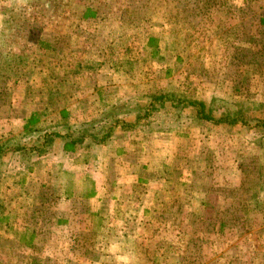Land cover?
Returning a JSON list of instances; mask_svg holds the SVG:
<instances>
[{"label": "rangeland", "instance_id": "rangeland-1", "mask_svg": "<svg viewBox=\"0 0 264 264\" xmlns=\"http://www.w3.org/2000/svg\"><path fill=\"white\" fill-rule=\"evenodd\" d=\"M10 1L0 3V264H27L18 258L21 250L15 242V222L17 227L19 223L14 205L19 183L17 188L9 179L15 173L26 174L17 164L18 153L10 148L20 142L16 135H20L28 110L56 111L67 106L72 115L78 110L77 119L84 121L81 123L92 119L83 125H94L99 112L106 108L123 113L135 101L144 103L149 92L171 90L212 101L219 107L217 113L213 111L214 117L242 102V106H251V116L264 121V0H21L22 6H11ZM87 8L96 10L98 17L83 19L81 14ZM43 33L53 39L43 35L47 39L32 46L31 40ZM55 44L61 51L53 49ZM30 60L35 73L42 77L28 75L24 66ZM63 75L74 78L73 88L59 95L53 82ZM30 77L31 85L25 80ZM79 78L96 82L93 95L78 89ZM79 98L83 99L80 105ZM79 109L88 115L83 116ZM170 112L167 104L162 114L151 116L150 134H168L185 125L181 122V127L176 113ZM207 125L202 126L205 129ZM42 126L39 119L29 125L34 130ZM117 131L122 141L130 130ZM28 136L20 144L29 143L34 135ZM235 136L225 142V169L229 176L237 169L242 178L238 179L239 187L222 184V179L214 177L213 185L222 188L220 203L219 193L213 190L200 206L179 198L170 213L164 207L161 211L165 213L163 221H173L170 226L151 223L147 218L132 219L128 225L131 245L126 241L110 245L104 240L105 264H264V147L257 148ZM236 154L238 165L233 158ZM53 176L54 171L45 175L49 177L48 190L45 187L38 192V186L32 185L30 193L37 191L38 196L49 199L56 187L54 182L50 184ZM128 192L141 195L142 190L133 186ZM31 205L26 223L32 228L36 222L43 230L49 206H34V210ZM204 209L211 213L203 214ZM49 216V229L45 235L37 232L34 239L43 240L51 232V212ZM175 236H180L178 244L171 243ZM89 237L84 233L78 244H73L69 251L74 252L72 258L62 259L67 252L52 253L62 259L60 264H84L82 258L92 252ZM2 253L9 254L3 257Z\"/></svg>", "mask_w": 264, "mask_h": 264}, {"label": "crops", "instance_id": "crops-1", "mask_svg": "<svg viewBox=\"0 0 264 264\" xmlns=\"http://www.w3.org/2000/svg\"><path fill=\"white\" fill-rule=\"evenodd\" d=\"M0 3H2V0ZM9 4L11 6L23 5L21 0H11ZM0 29H2L1 24ZM43 35L53 39L51 34L43 33L39 38L31 40V45L37 46L38 42L46 40L47 38H44ZM55 42L57 43V41L53 43ZM53 49L61 51L60 46L56 44L53 45ZM64 58L66 59L67 56H64ZM31 62V60L28 61L27 65L24 66L25 69L27 67L28 75L35 74L42 77V75H39L40 73H35L36 69L32 67ZM31 79L32 77L25 79L28 80L29 85H31ZM73 80L72 76L69 78L67 75L56 78L53 83L57 87V93L62 95L71 92ZM90 81L89 79L79 78L76 82L80 87L77 83L76 86L83 92L93 95L96 82L93 80L90 83ZM83 87L87 88L84 89ZM81 100L78 99L79 105L83 102ZM202 100L204 101V99ZM70 109L67 106H62L56 111L43 110L42 108L36 111L28 110L30 114H34L36 121L39 119L43 126L37 131L29 127L33 123L27 124L23 121V125L18 132L20 135H16L20 142L14 144L15 147L30 146L45 131L64 132L68 128H76L78 125L92 122V119L88 121L89 119L84 118L88 122L81 123L84 121H81L80 117L77 119L78 110L75 109V113L72 115ZM80 112L83 116L88 115L86 111L80 110ZM194 113L193 108L183 109L180 115L185 116V125L182 127L181 122L184 120L180 119L178 123L182 128L176 126L168 134L155 132V134L145 135L138 130H130L126 131L122 141H119L118 137L121 134L114 131L106 142V146L101 147L94 155L87 156L84 161L75 158L74 155L70 156L68 151L64 152L63 150L58 151L56 154H53L50 150L49 154H45V156L31 159L18 154L17 164L21 166L20 170H26V174L23 180L20 179L21 174L19 173H15V176H11V179H9L17 188V183H19L20 187V191L15 194V217H18L17 221L19 223L17 227L15 222V233L18 234H15V239L23 231L29 232L31 230V225L26 221L32 213L27 207L33 201L34 204L30 208L35 210L34 206L42 208L49 206L51 211V232L49 235L43 240L31 239L28 248L19 246L21 256L18 255V258L22 257L27 264H47L52 261L60 264L62 259L72 258L74 252L69 253V251L72 249L73 244L77 245L80 237L84 233H88L90 235L89 247L92 248V252L88 257L82 258L84 264H105L102 249L104 240L110 245L115 242L120 244L123 241H126V245H131L132 238L128 234L130 230L128 225L132 219L136 221L139 218L140 220L147 218L151 223L160 222L170 226L173 224L171 219L170 222L162 219L165 214L161 213L163 207L166 209L165 212L169 211L170 208L174 207V201L182 197L188 199L192 205L200 206L202 203L204 204V199L208 198L211 190L216 193L222 190L221 187L217 188V185H213L212 180H216L214 177L222 179V184L235 183L238 186V179L242 178L238 177L237 169L235 168V173L232 172L231 176L228 175V169H225L228 149V143L225 142H229L230 137L233 135L227 134L224 125H207L208 131L206 132L207 126L204 129L203 124L199 125L193 123V121L189 124L191 120L188 118H193ZM51 117L53 121H50ZM192 125L195 126L191 127ZM15 127H18V124ZM160 128L162 129L163 126H160ZM27 135H29V138L31 135L34 136L31 137L29 143L20 144L22 143L21 140ZM76 153L75 155H77ZM54 155L58 157H53ZM237 157L238 154L233 157L235 164L238 163L236 162ZM222 162L224 163L222 164ZM109 163H111V166H109ZM68 164L71 167L65 168L64 165ZM84 166L87 167L84 168ZM59 168L61 171L71 172L74 178H79V181L84 177L89 178L92 183L91 194H87L83 199L77 197L75 199L74 196L68 198L56 186L54 193H51V195H57L53 201L38 196V192H42L45 187L46 189L49 187L47 184L49 177L46 179L45 175H51L53 171L55 173ZM75 171L78 173H75ZM222 172H225L223 173L224 177L221 174ZM220 175L221 177H219ZM32 185L38 186L36 194L30 193L28 189ZM133 186H139L142 190L141 195L140 193H127L128 187ZM225 188L223 187V190ZM58 190L59 193H56ZM147 197L149 200L146 202ZM221 198L222 194L219 193L217 197L218 204ZM28 199L31 200L29 205H27ZM201 208L202 206L198 210ZM95 219L100 222L104 220L103 225H99L98 221L96 223ZM137 224L145 225L143 222ZM85 227L86 229L83 230ZM20 231L22 232L20 233ZM81 231L82 233L83 231L87 232L80 235ZM179 237L175 236L171 243L178 244ZM52 251L67 252L68 255L58 259ZM2 254L3 257H6L9 253ZM131 258L132 256H129V259Z\"/></svg>", "mask_w": 264, "mask_h": 264}, {"label": "trees", "instance_id": "trees-1", "mask_svg": "<svg viewBox=\"0 0 264 264\" xmlns=\"http://www.w3.org/2000/svg\"><path fill=\"white\" fill-rule=\"evenodd\" d=\"M165 1V0H164ZM172 1H184V0H172ZM217 6V5H216ZM215 6V7H216ZM96 10L85 9L84 13L81 14L83 19H96L98 15ZM9 20V19H8ZM145 97V101L142 104L128 105V108L122 111L114 110L113 108H106L99 112L98 120L94 125H84L82 127L68 128L64 132L60 131H45L40 137L36 138L34 143L27 147H11L13 153H18L22 156L30 158H38L49 154L52 150L53 154L63 150L68 151L70 156H75V158L84 161L87 156L94 155L97 150L101 147L106 146V142L109 140L110 136L117 129L120 130H132L139 129L141 133L145 135H150L153 129L149 125L148 121L151 116L159 115L163 113L165 105L169 104L171 110L170 113H176L177 123L182 118L180 112L183 109L193 108L195 110L194 117L188 118L196 124L205 125H224L228 135H236L238 139L245 140L248 143L254 144L257 148L264 147V121L259 118L251 116L249 110L251 106H242V102L236 104L234 110L225 111L222 115L214 117L213 111L218 112L219 107L215 105L212 101L204 102L200 98L188 97L181 95L179 93H174L171 90L164 92H149ZM257 107L260 108V102H255ZM257 107H252L253 110H257ZM123 114V115H122ZM129 115V118L124 119V116ZM183 119V120H184ZM34 114L27 116L26 123H34ZM185 122V120L183 121ZM156 130V129H154ZM55 142V143H54ZM54 151V152H53ZM77 152V153H76ZM75 153L77 155H75ZM56 173V174H55ZM53 176V182L56 184L54 186L59 187V190L65 195V197H72L76 199H83L87 194H91V185L89 178L84 177L74 178V175L68 171L56 170ZM20 179H24L25 174L20 173ZM61 180V182H60ZM20 188V187H19ZM59 190L56 193H59ZM57 195H50L49 199H53ZM42 208V207H39ZM194 209V208H193ZM208 209L202 210L203 214H206ZM36 212V211H34ZM49 213L51 211H48ZM211 213V211H209ZM48 213V218L42 224V229L38 228L39 224L36 222L31 230L23 231L21 235L15 239L16 245L19 247H29L31 239H33L34 234L37 232L43 233L45 235L47 229H49L50 216ZM96 223H97V219ZM211 222V220H210ZM99 225H103L102 221H98ZM98 225V224H97ZM214 223L211 226V232L214 231ZM221 227V226H220Z\"/></svg>", "mask_w": 264, "mask_h": 264}]
</instances>
